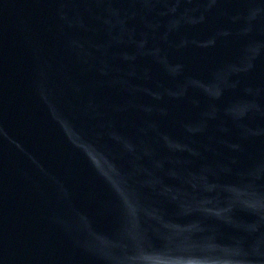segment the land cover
Listing matches in <instances>:
<instances>
[{"label": "water", "instance_id": "water-1", "mask_svg": "<svg viewBox=\"0 0 264 264\" xmlns=\"http://www.w3.org/2000/svg\"><path fill=\"white\" fill-rule=\"evenodd\" d=\"M0 264H264V0H0Z\"/></svg>", "mask_w": 264, "mask_h": 264}]
</instances>
